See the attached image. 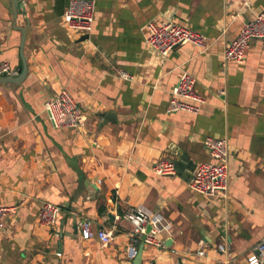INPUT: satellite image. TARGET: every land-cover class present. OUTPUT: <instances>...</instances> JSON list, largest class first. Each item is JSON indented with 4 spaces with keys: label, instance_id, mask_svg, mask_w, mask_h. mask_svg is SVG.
Here are the masks:
<instances>
[{
    "label": "crops",
    "instance_id": "1",
    "mask_svg": "<svg viewBox=\"0 0 264 264\" xmlns=\"http://www.w3.org/2000/svg\"><path fill=\"white\" fill-rule=\"evenodd\" d=\"M19 1L16 14L0 0V62L21 69L24 40L28 65L21 83L0 82V206L17 207L0 231V264H248L264 241V49L251 41L242 63L224 65L223 54L264 0H94L84 41L64 22L70 0ZM150 22L199 31L208 46L164 56L147 44ZM184 71L204 103L167 113ZM63 88L86 114L80 128H55L45 110ZM208 137L229 141L227 196L188 185L213 161ZM161 158L178 172L156 174ZM44 202L61 207L55 225L39 222ZM138 206L171 222L165 247L132 241L124 214ZM99 229L112 232L108 244Z\"/></svg>",
    "mask_w": 264,
    "mask_h": 264
},
{
    "label": "built area",
    "instance_id": "2",
    "mask_svg": "<svg viewBox=\"0 0 264 264\" xmlns=\"http://www.w3.org/2000/svg\"><path fill=\"white\" fill-rule=\"evenodd\" d=\"M95 8L94 0H70L63 15L69 30L79 35L91 33ZM148 29L147 44L164 56L176 46L185 43H191L201 49H206L208 46L207 37L203 33L174 22L162 24L150 22ZM253 40L260 41L264 49V10L255 19L245 22L238 36L225 48L224 65L229 61L244 62L247 48ZM19 73L20 69L13 67L9 62H0V76H17ZM122 77L131 78L127 73H122ZM196 83L197 79L192 73L184 71L181 74L171 90L172 96L167 113L200 111L204 99L197 93ZM45 110L55 128H80L87 119L79 102L65 88L46 102ZM205 144L213 161L198 164L188 185L193 191L206 196H227L230 181L229 141L226 138L208 137ZM152 169L158 175H174L178 172L177 163L172 158L159 159L153 164ZM60 212L59 205L44 202L39 211V222L44 226L55 225ZM16 213V206H0V231L4 229L8 218ZM124 218L133 225L131 234L133 242H138L143 235H146L145 243L165 247L163 235L172 228L171 222L165 217L152 214L138 206L127 210ZM148 225H151L149 232H147ZM80 228L83 239H92L95 236L93 222L90 219L81 221ZM96 234L104 245L113 239L112 232L106 229H99ZM219 249L227 252L223 244L219 245ZM200 254H203V251H200ZM219 264H229V260H222ZM248 264H264V241L260 242L249 255Z\"/></svg>",
    "mask_w": 264,
    "mask_h": 264
},
{
    "label": "water",
    "instance_id": "3",
    "mask_svg": "<svg viewBox=\"0 0 264 264\" xmlns=\"http://www.w3.org/2000/svg\"><path fill=\"white\" fill-rule=\"evenodd\" d=\"M13 5L15 8V13L17 14L18 7L21 5V3L19 0H13ZM88 37H89V34L82 35L80 37V41H84ZM23 48H24V40L22 41V50H21L23 65H22V68L20 69V74L17 76H0V82H2V83H21L23 81L24 77L26 76V74L28 72V65L26 62V57L24 55ZM108 115L111 116V114H108ZM150 229H151V225H148L147 232H149ZM145 238H146V235H143V237H142L143 241L145 240ZM168 244H169V242H167V245ZM143 248H144V244L141 245L140 250L136 256V262H138V263L141 260V253H142Z\"/></svg>",
    "mask_w": 264,
    "mask_h": 264
}]
</instances>
